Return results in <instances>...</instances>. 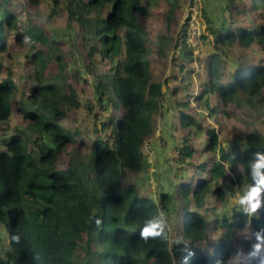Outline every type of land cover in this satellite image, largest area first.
<instances>
[{"label": "trees", "instance_id": "16d2710c", "mask_svg": "<svg viewBox=\"0 0 264 264\" xmlns=\"http://www.w3.org/2000/svg\"><path fill=\"white\" fill-rule=\"evenodd\" d=\"M156 1L63 0L57 5L65 6L87 41L96 39V46L83 57L84 72L93 76L95 99V103L88 102L92 104L87 110L93 111L97 104L109 119L97 130L104 136L93 139L63 125L71 111L84 107L82 94L65 81L60 83L59 75L47 80L44 72L49 62L55 57L63 64L61 42L27 18V29L18 40L24 43L29 35L33 47L40 45L48 51L45 55L37 49L31 58L33 86L20 107L27 126L0 141V224L10 240L8 252L0 249V264H237L238 229L249 222L256 237L264 228V208L252 216L240 209L232 219L227 213L216 218L213 230L220 238L211 245L203 243L210 242L213 222L199 212L201 204L209 197L227 205V193L235 184L249 190L254 183L249 166L252 153L264 152V120L250 124L240 143L235 141L237 147L229 146L230 152L219 151L215 129L206 128L191 101L177 99L181 87L171 90L170 98L176 99L171 110L184 135L179 156L191 176L177 184L178 194L162 192L157 202L128 182V174L147 167L144 147L155 138L165 100L145 44ZM163 1L169 5L165 19L170 32L183 0ZM223 1L230 19L215 32L217 44L244 49L258 46L264 51V0ZM38 3L0 0V59L10 48V29L19 23L14 4L25 6L28 11L21 10L28 15ZM252 9L258 12L257 25L247 20ZM186 39V59L176 63L181 75L194 62ZM157 53L165 57L162 50ZM221 57L206 59L209 84L201 86L194 100L202 103L207 96L204 103L211 114L220 108L228 116L231 104H242L241 94L246 106H252L254 98L264 106V65L253 59L237 62L227 77V57ZM2 71L0 60V121H8L13 88L8 81L1 82ZM173 76L179 78V74ZM28 101L32 107L28 108ZM218 154L221 158L217 159ZM192 203L196 210L190 208ZM152 223L162 226L161 235L145 240L141 231ZM256 242H246L248 257ZM248 257L247 264H257Z\"/></svg>", "mask_w": 264, "mask_h": 264}, {"label": "rangeland", "instance_id": "374dc122", "mask_svg": "<svg viewBox=\"0 0 264 264\" xmlns=\"http://www.w3.org/2000/svg\"><path fill=\"white\" fill-rule=\"evenodd\" d=\"M62 1L39 0L38 5L32 8L31 13H28V15L25 11L20 10L26 9L28 11L25 6L18 8L14 4L15 15L19 18V23L15 29H10V48L0 59L3 64L1 82L8 81L13 88L11 97L12 115L8 121H0V141L10 135L18 134L27 126V122L24 121L23 114L20 112V107L22 104H26L27 97L30 95L33 86L31 58L37 49H43L45 55H47L48 51L40 45L33 47L29 35L24 43L18 40V36L24 35L27 29L26 17L34 25L41 28L45 34L52 35L54 39L61 42L59 47L63 64L60 65L61 62H57L54 57L44 72L47 80H49L48 77L50 76L59 75L60 83L65 81V85H71L82 94L80 99L84 107L71 111L63 125L80 130V134L89 135L90 139L99 135L104 136L105 134L97 130L102 129L103 121H108L107 113L103 112L97 104L96 107L93 104V111L89 112L87 110L88 102L95 103V99L92 97L93 76L84 72L83 57L86 52L90 51L91 47L96 46V39L86 40L85 34H81V27L75 23V20L70 19V14L65 9V6L62 3L57 6ZM168 7L169 5L163 0L155 2V9L151 14V29H147L145 38V44L152 62L151 71L154 80L163 85L165 92L162 113L158 114V123L160 124L157 127L158 130H156L152 143H147L144 147L147 167L138 174H128V182L134 183L141 195L156 202L159 201L162 192L173 193L175 191L178 194L177 184L185 177L191 176L190 170H187L188 164L182 161L179 156V147L183 144L184 135L179 130L174 111L171 110L173 107L171 102H176L174 97L170 98L172 89L181 87L183 91H179L177 99L184 98V102L191 101V107L196 109V112L203 117L206 128L209 130L215 129L220 140L219 151L227 149L230 152L229 146L236 144L237 147L236 142L240 143L242 134L248 130L250 124L254 121L264 120V106L259 103V100L254 98L251 100L253 102L252 106H246L245 98L243 99L242 94V102L240 101L242 104H231L227 108L230 113L229 116L225 115L220 108L214 114H211L210 108H207L204 103L207 96L204 97L202 103L194 100V97H198L200 94L201 86L209 84L206 73L207 58H212L214 55H222L221 59L224 60L223 57L226 55L227 65H229L227 77L230 73H234L237 62L253 59L255 63L264 65V51L260 50L258 46L244 49L240 48L239 45L224 46L217 44L215 32L223 29L230 19L227 3L223 0H183L182 6L172 20L170 32L167 30V21L165 19L166 15H168ZM250 11L247 20L257 25L258 12L255 9ZM191 13L195 17L199 16L193 32H189L188 26L184 23ZM259 23H261L260 19ZM192 33H194L193 36ZM169 36L173 40H170V38L167 40ZM185 36H187L186 41L190 42L187 47L193 52L194 62L189 64L185 74L181 75L178 73L180 66L178 65L176 68V63H181V61L186 59ZM161 50L165 54L163 58L158 57L157 52ZM202 57L204 58L201 61ZM176 60L178 61L176 62ZM66 69L67 71L64 73L63 70ZM174 73L179 74V78L176 79L173 76ZM223 82H227L226 78ZM27 106L28 108L32 107L30 101L27 102ZM215 107L217 108L216 104ZM261 107L263 109L259 111ZM27 135L36 134L28 132ZM204 139L205 137H203L202 143ZM221 154L220 156L218 154L217 159L221 158ZM224 164L230 167L225 161ZM230 175L234 176L232 172ZM246 192L247 189L245 187H239L235 184L227 193L229 197L227 205L217 203L215 199L213 200L209 197L201 204L202 208L199 209V212L206 215L213 222V225L209 228L210 242L207 243L208 240H206L203 242L204 244L211 245L212 242H216L220 238V235H216L217 232L213 230L215 219L223 217L225 213L232 219L234 211L243 209L239 204V199ZM195 206L193 203L190 204L191 209L196 210ZM238 230L241 245L240 252L237 255V259H239L237 264H247L248 256L245 245L246 242L256 239L255 232L249 222ZM222 231L223 229L218 231V233H222ZM236 244H239L238 240ZM0 249L5 252L10 249L9 233L3 224H0ZM78 260L81 261L82 259L78 256Z\"/></svg>", "mask_w": 264, "mask_h": 264}, {"label": "clouds", "instance_id": "9594fccd", "mask_svg": "<svg viewBox=\"0 0 264 264\" xmlns=\"http://www.w3.org/2000/svg\"><path fill=\"white\" fill-rule=\"evenodd\" d=\"M184 23L188 26V19ZM188 43L190 44V42ZM249 166L252 170L251 176L254 183L240 197L239 204L247 215L252 216L264 208V152L252 153V160ZM161 232L162 226L159 223H152L148 227L143 228L141 237L145 240L148 238H156L161 235ZM256 241L253 245V250L249 253L248 259H255L257 264H264V228L256 233ZM217 264H221V262L218 261Z\"/></svg>", "mask_w": 264, "mask_h": 264}, {"label": "built area", "instance_id": "2783aa9c", "mask_svg": "<svg viewBox=\"0 0 264 264\" xmlns=\"http://www.w3.org/2000/svg\"><path fill=\"white\" fill-rule=\"evenodd\" d=\"M188 29H189V32H193V29L195 28L196 26V20H197V17H195V15L193 13H191L189 16H188ZM188 32V33H189ZM194 35V33H192V36Z\"/></svg>", "mask_w": 264, "mask_h": 264}]
</instances>
